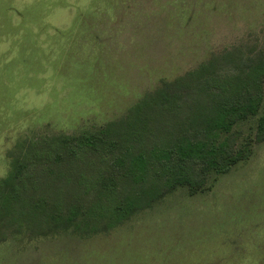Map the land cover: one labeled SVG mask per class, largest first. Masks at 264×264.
Here are the masks:
<instances>
[{
	"label": "rangeland",
	"instance_id": "obj_1",
	"mask_svg": "<svg viewBox=\"0 0 264 264\" xmlns=\"http://www.w3.org/2000/svg\"><path fill=\"white\" fill-rule=\"evenodd\" d=\"M260 49L264 0H0V178L31 138L100 128L164 79ZM211 183L94 237L0 238V264H264V141Z\"/></svg>",
	"mask_w": 264,
	"mask_h": 264
},
{
	"label": "trees",
	"instance_id": "obj_2",
	"mask_svg": "<svg viewBox=\"0 0 264 264\" xmlns=\"http://www.w3.org/2000/svg\"><path fill=\"white\" fill-rule=\"evenodd\" d=\"M263 141L264 49L216 54L120 119L28 140L0 178V238L108 233L177 189L206 191Z\"/></svg>",
	"mask_w": 264,
	"mask_h": 264
}]
</instances>
